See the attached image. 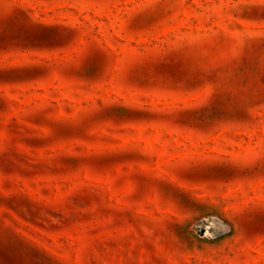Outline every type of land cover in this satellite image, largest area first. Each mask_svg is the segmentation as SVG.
<instances>
[{"label": "rangeland", "instance_id": "rangeland-1", "mask_svg": "<svg viewBox=\"0 0 264 264\" xmlns=\"http://www.w3.org/2000/svg\"><path fill=\"white\" fill-rule=\"evenodd\" d=\"M0 264H264V0H0Z\"/></svg>", "mask_w": 264, "mask_h": 264}]
</instances>
